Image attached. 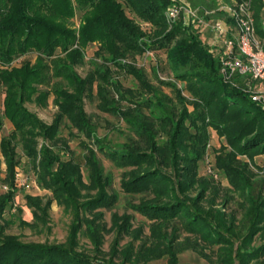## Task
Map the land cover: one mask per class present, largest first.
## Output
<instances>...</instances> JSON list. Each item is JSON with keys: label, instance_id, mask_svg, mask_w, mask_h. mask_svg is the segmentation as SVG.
<instances>
[{"label": "trees", "instance_id": "trees-1", "mask_svg": "<svg viewBox=\"0 0 264 264\" xmlns=\"http://www.w3.org/2000/svg\"><path fill=\"white\" fill-rule=\"evenodd\" d=\"M184 1L200 13L213 10L205 16L208 22L225 17L218 7L232 2ZM123 4L150 25L149 32L126 14ZM171 4L172 0H0V130L4 119L12 125L0 137V184L6 186L0 192V221L17 193L18 145L31 163L36 184L50 191L56 204L72 216L63 243L21 241L4 233L2 221L0 264H139L163 257L177 264V254L188 247L213 264L264 263L263 179L239 157L258 167L254 158L264 155V105L251 99L245 79L235 80L237 86L224 81L221 51H214L210 32L202 31L205 26L187 25L182 17L167 21ZM250 7L256 32L263 36L264 0H250ZM77 11L78 26L72 20ZM91 43L97 44L89 61L92 68L81 76L76 67L84 64L85 48ZM152 49L165 50L173 78L183 83L181 88L175 80H158L171 88L172 97L150 83L142 69L123 61ZM28 53H35L33 61L15 63ZM110 65L132 75L137 88H124ZM50 95L57 109L46 123L26 103L46 106ZM87 96L97 98L100 111L128 125L125 141L112 143L97 136V126L84 108ZM63 126L79 136L83 164L68 157V140L60 135ZM211 130L225 140L211 165L227 179L230 199H239L235 201L240 217L225 210L228 200H218L217 187L198 174ZM97 152L123 170L121 190L140 195L129 208L150 222L144 242L120 247L117 239L108 257L101 250L102 233L108 229L100 208L111 207L119 195L108 191L112 175L105 172ZM25 200L33 217L46 223L48 203L30 194ZM111 223L118 235H142L141 228L132 229L131 214L114 213ZM83 229L93 254L78 249ZM181 232L186 233L182 239Z\"/></svg>", "mask_w": 264, "mask_h": 264}, {"label": "rangeland", "instance_id": "rangeland-1", "mask_svg": "<svg viewBox=\"0 0 264 264\" xmlns=\"http://www.w3.org/2000/svg\"><path fill=\"white\" fill-rule=\"evenodd\" d=\"M126 14L130 17H133L140 24L141 28L146 31H150V25L145 22L140 21L129 9L123 4ZM80 12L77 11L74 16L73 23L78 26ZM226 18V17H223ZM203 33L208 34L210 32L209 26H205L202 29ZM97 49L96 43H91L85 48V58L84 64L76 67L77 72L84 76L91 68L90 59L93 58L94 51ZM148 51V52H147ZM144 54H137L133 58L129 57L124 59V62L132 63L136 67L142 69L150 83L157 86L162 92L166 93L169 96H173V91L168 86H163L159 83L158 80H175L172 76V72L169 68V65L166 60V52L163 49H152L147 50ZM35 58V53H28L25 56H22L15 63L20 64L21 61L29 59L33 61ZM111 66V65H110ZM114 70L113 75L116 80H118L124 88H137L136 79L122 70L116 69L114 66H111ZM178 87H183V83L175 80ZM95 91V90H94ZM185 95L187 93L183 91ZM3 88L0 87V111H2V102H3ZM53 96L50 95L48 98V103L46 106L36 105L34 102H27L26 106L32 112H35L39 118H41L46 123L51 122L55 112L56 106L53 103ZM97 98L95 96H87L84 99V108L88 115L91 117L92 121L96 124V134L98 137H105L106 140L112 143H120L126 140V136L130 134L128 125L119 117L102 112L97 108ZM122 104H126L122 102ZM12 129L11 123L4 119V124L0 130V137L6 135ZM60 135L65 137L68 140V144L71 150V155L75 161L83 164L84 160L82 157L83 149L81 148L79 141V136H75V130H73V135L69 134V129L65 126L61 128ZM225 143L223 137H219L214 130H211V139L209 146H207V151L203 155V159L200 161L198 166V174L202 177L209 179L214 186L219 190L218 200H228L226 211L233 210L237 213V217H240L241 210L238 207L237 201L235 199H230L228 193L229 184L227 179L224 177L222 171H215L216 174L213 175L207 172L208 166H212L215 159V150ZM18 153L20 155V164L17 167V193L14 197L13 205L6 208L2 218L5 224L6 234L17 235L21 241L25 242H47V243H63L67 239V235L70 228V223L72 216L69 212L63 210L61 206H58L56 202L51 198L50 191L42 189L35 182V175L31 163L27 158L22 155L21 147H17ZM97 155L104 167L105 172H109L112 175V183L108 187V191L116 192L119 195L118 200L111 207H102L100 210L103 212V221L106 224L108 231L102 233V244L101 250L104 252L105 257H108L110 254L111 247L118 239V244L120 247L125 246L130 241L133 242L135 247H138L142 242L146 240V237L149 234V221L146 220L143 216L138 214L129 208V202H138L140 195H131L126 194L121 190L120 181L122 178L123 170L115 167L110 160L105 158L101 153L97 152ZM241 159L246 160L249 164V168L255 173V176L259 179H263L264 185V157H256L257 166L250 164L248 159L245 156H239ZM4 170V166H2ZM83 180L88 182L87 171L82 165ZM2 176H4V171ZM6 186L0 184V192L4 191ZM83 192H86L83 190ZM30 194L33 196H40L43 203H48V219L46 223H42L38 219H35L32 215V209L26 204L25 195ZM239 200V199H237ZM20 211V212H19ZM116 213L121 215L123 213H128L132 215V229L141 228L142 235L140 238H136L133 234H121L118 235L117 232L111 229V218L112 215ZM20 220L31 223L22 224ZM0 221V223H2ZM186 235L185 232H181V238ZM256 244L260 243V240H255ZM183 247V245H180ZM184 248V247H183ZM78 249L85 251L88 254H93V245L91 240L85 235L84 229L79 235V246ZM212 250H215L213 247ZM211 250V251H212ZM215 257V255H213ZM118 260V259H116ZM139 264H168L167 258H158L150 260L146 263ZM177 264H213L206 260L204 257L200 256L196 251L191 248H184L177 254ZM250 264H264L258 262H251Z\"/></svg>", "mask_w": 264, "mask_h": 264}, {"label": "built area", "instance_id": "built-area-1", "mask_svg": "<svg viewBox=\"0 0 264 264\" xmlns=\"http://www.w3.org/2000/svg\"><path fill=\"white\" fill-rule=\"evenodd\" d=\"M166 10V19L171 24L182 17L184 23L209 26L210 44L221 53V74L224 81L237 86V79H245L246 91L253 101L264 105V35L256 32L250 0H232L221 3L218 10L227 18L210 22L205 19L213 10L199 12L184 0H172ZM261 29L264 33V9L261 14ZM148 52V51H147ZM207 172L216 174L212 166Z\"/></svg>", "mask_w": 264, "mask_h": 264}, {"label": "crops", "instance_id": "crops-1", "mask_svg": "<svg viewBox=\"0 0 264 264\" xmlns=\"http://www.w3.org/2000/svg\"><path fill=\"white\" fill-rule=\"evenodd\" d=\"M261 156L264 157V155H258V156H256V157H261ZM256 157H255V159H256ZM263 159H264V158H263ZM255 161H256V160H255Z\"/></svg>", "mask_w": 264, "mask_h": 264}]
</instances>
